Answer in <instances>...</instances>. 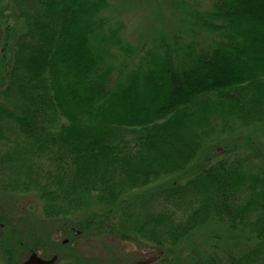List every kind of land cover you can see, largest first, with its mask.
I'll return each mask as SVG.
<instances>
[{
	"label": "trees",
	"instance_id": "trees-1",
	"mask_svg": "<svg viewBox=\"0 0 264 264\" xmlns=\"http://www.w3.org/2000/svg\"><path fill=\"white\" fill-rule=\"evenodd\" d=\"M112 1L0 0V37L21 26L0 57V194H36L43 229L95 202L76 229L134 243L133 264H264V164L199 160L209 132L264 134V0L195 9L205 46L134 41ZM4 210L6 264H92L43 258ZM211 225L224 238L194 239Z\"/></svg>",
	"mask_w": 264,
	"mask_h": 264
},
{
	"label": "rangeland",
	"instance_id": "rangeland-1",
	"mask_svg": "<svg viewBox=\"0 0 264 264\" xmlns=\"http://www.w3.org/2000/svg\"><path fill=\"white\" fill-rule=\"evenodd\" d=\"M210 1L113 0L112 9L107 14L122 21L126 26V33L133 34L135 37L144 34L149 40L153 41L163 42L164 39V41L173 43L175 40L176 46L189 43L194 38L199 46H205L207 43L206 36L201 30L199 31V29H194L195 27L190 26V22L193 19L195 9L211 11ZM1 5L6 6L5 4ZM0 23L2 25V21ZM14 24L16 26H14L13 38L21 31L20 24L17 22ZM7 36V32L4 31L0 37V41L2 40L0 42V57L5 51L4 45L13 41V38L8 39ZM133 39L134 41L137 40L134 37ZM203 147L204 152L199 158L200 162L208 160L209 157V161L213 158V161H215L220 157L240 155L253 160L257 164H264V134L260 128L242 133L222 129L209 132L203 137ZM89 204L83 210H80L78 214L72 215L70 221H58L55 224L47 225V228L43 229L42 202L36 194H20L9 199L8 196L0 194V211L3 208H5L4 211H7L8 208L10 209L8 218L15 221L19 231L18 235L24 241L32 245L34 244L33 237L40 234H42V238L48 240L44 247L45 249L42 248L38 252L43 258L52 259L53 256H56V253L67 255L71 252H76L80 257L87 262H92V264H96V262L97 264H133L141 254L134 243L122 241L116 235L98 237L89 232L76 229V225L87 227L91 217L95 213L101 212L95 206V202L91 201ZM71 230L73 236L69 235ZM62 231L66 233L63 234ZM211 236L224 238L219 235V227L211 225L196 232L194 239L204 243L209 242ZM53 239L55 241H52ZM38 248L40 249V247ZM223 248H225L224 245H221V251H223ZM27 257H29V252H22V259ZM88 259H92V261ZM0 264H6L4 258L1 257V249Z\"/></svg>",
	"mask_w": 264,
	"mask_h": 264
}]
</instances>
